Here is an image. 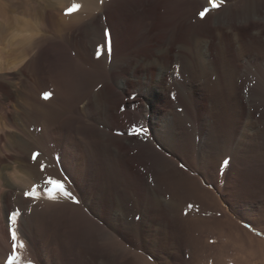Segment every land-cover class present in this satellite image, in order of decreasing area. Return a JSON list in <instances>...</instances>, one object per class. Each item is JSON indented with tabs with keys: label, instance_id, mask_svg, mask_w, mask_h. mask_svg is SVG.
Instances as JSON below:
<instances>
[{
	"label": "bare ground",
	"instance_id": "1",
	"mask_svg": "<svg viewBox=\"0 0 264 264\" xmlns=\"http://www.w3.org/2000/svg\"><path fill=\"white\" fill-rule=\"evenodd\" d=\"M73 3L83 8L65 16ZM204 7L209 15L200 20ZM14 10L44 36L20 73L0 66V264L11 254L8 221L16 209H23L20 264H152L139 235L159 221L177 230L197 198L170 180L189 175L210 192L200 177L211 178L218 147L235 137L240 166L239 156L264 132L255 130L264 120L252 112L264 99V0H224L220 9L207 0H57ZM105 32L113 54L98 59ZM234 83L247 130L239 135L238 125L220 139L217 95L230 96ZM49 90L54 96L45 102ZM132 126L148 136L126 135ZM34 151L46 173L30 162ZM13 163L22 178L7 175ZM47 175L63 176L79 204L27 200L24 191Z\"/></svg>",
	"mask_w": 264,
	"mask_h": 264
},
{
	"label": "rangeland",
	"instance_id": "2",
	"mask_svg": "<svg viewBox=\"0 0 264 264\" xmlns=\"http://www.w3.org/2000/svg\"><path fill=\"white\" fill-rule=\"evenodd\" d=\"M3 37L4 35L0 40H3ZM71 54L74 57L75 52L71 51ZM237 85L234 83L232 86L230 96L221 92L217 95L216 127L220 139L232 135L235 127L239 125ZM252 112L256 120L260 117L264 120V99L259 101L258 109H253ZM248 120L250 119L247 116L244 122ZM258 129L264 130L260 125L255 127L256 131ZM245 130L246 124H240L239 135ZM261 133L263 139L261 136L252 142V148L247 151L243 160L239 156L240 166L236 152H233V148L238 145L235 137L234 141L233 136L230 137L232 142L228 145L221 144L218 147L215 171L209 175L211 178L200 177L202 187L210 192L194 187L195 180L189 175L178 174L170 180V183L183 181V192L187 196H190L191 192L194 193L191 188L195 189L192 197L197 195V198L186 206L191 203L199 210L192 209L193 213L187 209L188 215H185L184 210L177 230L172 224L173 231H170L165 222L159 221L152 232L141 233L137 244L146 262L229 264L231 261V264H264V236L258 234L264 232V132ZM226 159H229L230 163L221 174V165ZM229 175L231 179H228ZM210 208L213 210H209ZM225 215L230 217L228 219L232 225L225 223ZM240 228L248 235L241 233ZM159 229L163 230L162 234ZM210 240H216V243L211 244Z\"/></svg>",
	"mask_w": 264,
	"mask_h": 264
},
{
	"label": "snow or ice",
	"instance_id": "3",
	"mask_svg": "<svg viewBox=\"0 0 264 264\" xmlns=\"http://www.w3.org/2000/svg\"><path fill=\"white\" fill-rule=\"evenodd\" d=\"M208 4H210L211 9H220L221 4L224 3V0H207ZM105 3V0H100V4L103 5ZM83 8V5L80 3H73L70 7H68L64 11L65 16H73L74 14L78 13L81 11ZM209 15V8L204 7L202 11L198 13L199 19L204 20L207 16ZM105 38L107 41V46L105 47L104 44H101L97 46L96 51H95V56L100 59L102 57H106L108 59H111L112 57V46H111V41L109 38V34L105 32ZM54 96V93L51 91H43L41 94V99L45 102L50 101ZM120 135H124L125 133H119ZM148 131L145 128L138 127V126H132L131 128L128 129L126 135L130 137H147L148 136ZM41 153L39 151H34L32 152L30 156V162L37 166L39 169L40 173H46L48 165L45 163H41ZM230 163L229 159H226L225 161L222 162L221 165V174H223L224 169L228 166ZM180 168L182 170L187 171V166L184 164H180ZM210 186V185H209ZM39 189V191H38ZM23 196L29 200V201H37L42 199L43 197H46L47 200L56 202L58 201L61 197H63L65 200L70 201L74 205H78L79 201L76 198L75 194L71 191V189L67 186V181L64 179L63 176H52V175H47L43 179V184H33V186L28 190L24 191ZM188 210L196 209L197 211L199 210L196 205L189 203L187 205ZM28 211H31L32 208H28ZM23 209H16L12 215L9 217V237L12 242L11 246V254L7 256V259L5 261V264H20V257L17 254V247L23 248L24 243L21 241L19 245H17V240H18V228H17V218L21 215V212ZM189 212L186 210L185 215H188ZM205 215H211V213H205ZM217 215H222L221 213H217ZM250 227V226H249ZM259 235L264 236V232L258 233ZM209 243L215 244L216 240H210ZM31 264V262H29Z\"/></svg>",
	"mask_w": 264,
	"mask_h": 264
},
{
	"label": "clouds",
	"instance_id": "4",
	"mask_svg": "<svg viewBox=\"0 0 264 264\" xmlns=\"http://www.w3.org/2000/svg\"><path fill=\"white\" fill-rule=\"evenodd\" d=\"M56 3L57 0H0V29L4 31L3 41L0 43V66L7 73H20L25 69L38 54L39 50L34 49L35 43L44 36L30 18L22 16L14 9L25 6H55ZM7 175L13 180L23 177L19 165L15 163Z\"/></svg>",
	"mask_w": 264,
	"mask_h": 264
}]
</instances>
